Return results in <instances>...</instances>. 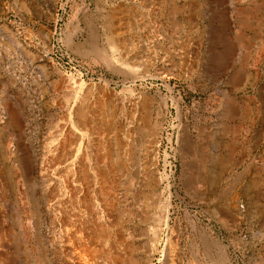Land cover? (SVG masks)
I'll return each instance as SVG.
<instances>
[{"label":"rangeland","instance_id":"obj_1","mask_svg":"<svg viewBox=\"0 0 264 264\" xmlns=\"http://www.w3.org/2000/svg\"><path fill=\"white\" fill-rule=\"evenodd\" d=\"M0 264H264V0H0Z\"/></svg>","mask_w":264,"mask_h":264},{"label":"bare ground","instance_id":"obj_2","mask_svg":"<svg viewBox=\"0 0 264 264\" xmlns=\"http://www.w3.org/2000/svg\"><path fill=\"white\" fill-rule=\"evenodd\" d=\"M79 113V112H78ZM77 113V114H78ZM79 116H81L80 114H79ZM78 116V117H79ZM83 118V117H82ZM81 119V118H80ZM77 122V121H76ZM80 128V127H79ZM109 129V128H108ZM128 136V135H127ZM129 137V136H128ZM117 145H118V143H117ZM116 145V146H117ZM119 146V145H118ZM47 156H48V154H47ZM56 157V156H55ZM108 157V159H109V156H107ZM52 161V160H51ZM50 161V162H51ZM111 161V160H110ZM219 161V160H218ZM42 165V164H41ZM218 165H220V163L218 164ZM221 166V165H220ZM219 167V166H218ZM79 174V173H78ZM83 175V174H82ZM81 176V175H80ZM101 177H102V175H101ZM77 178V177H76ZM85 179V178H84ZM79 181V180H78ZM80 187V186H79ZM89 187V186H88ZM76 189V188H75ZM72 191V190H71ZM80 191V190H79ZM78 192V191H77ZM89 193V192H88ZM88 200V199H87ZM85 202V201H84ZM60 204V203H59ZM91 209V208H90ZM94 209V208H93ZM93 209H91V210H93ZM96 209L98 210V208H97V206H96ZM96 211V210H95ZM101 211V210H100ZM99 217V216H98ZM98 217H97V219H98ZM101 220V219H100ZM167 220V219H166ZM101 230V229H100ZM170 236V235H169ZM172 236V235H171ZM205 237V236H204ZM175 240L173 241V242H171V240H170V243H171V245H173L174 244V247H175ZM207 242V241H206ZM169 243V242H168ZM207 247H208V245H206ZM171 247V246H170ZM167 248V247H166ZM102 249V248H101ZM108 249V248H107ZM210 249V248H209ZM219 249V248H218ZM174 252H175V250H174ZM171 254V253H170ZM108 255V254H107ZM171 256V255H170Z\"/></svg>","mask_w":264,"mask_h":264}]
</instances>
